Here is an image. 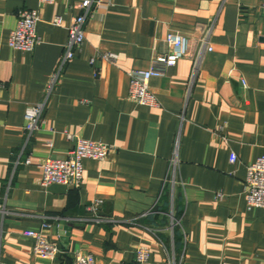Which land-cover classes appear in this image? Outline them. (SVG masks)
Returning a JSON list of instances; mask_svg holds the SVG:
<instances>
[{
  "label": "crops",
  "instance_id": "0c3cea01",
  "mask_svg": "<svg viewBox=\"0 0 264 264\" xmlns=\"http://www.w3.org/2000/svg\"><path fill=\"white\" fill-rule=\"evenodd\" d=\"M81 1L0 0V264H74L77 252L136 264L139 245L150 252L144 264H264V207H248L244 193L247 165L264 154V0L92 5L83 45L27 135L25 108L41 100ZM33 8L41 42L10 48L18 12ZM169 31L186 34L191 51L210 32L192 81L189 57L154 65ZM152 66L162 70L149 80L158 105H141L128 97V72ZM67 133L112 150L83 159L79 186L43 185V161L74 146ZM95 200L99 222L88 209ZM43 223L61 250L55 259L36 256L23 235Z\"/></svg>",
  "mask_w": 264,
  "mask_h": 264
},
{
  "label": "built area",
  "instance_id": "2783aa9c",
  "mask_svg": "<svg viewBox=\"0 0 264 264\" xmlns=\"http://www.w3.org/2000/svg\"><path fill=\"white\" fill-rule=\"evenodd\" d=\"M54 0H38L39 5L49 4ZM110 0H82L79 6L83 12L75 16L67 27L68 37L64 46V52L59 60L57 67L51 72L44 87V94L40 101L35 104L27 105L24 111L25 126L27 135H31L39 127V122L48 100L57 86L61 77L64 65L75 58L77 52L81 49L84 42V24L90 13V8L94 6H107ZM264 9V3L262 4ZM40 20L38 9H22L18 12V19L14 29L10 32L8 45L10 48L21 51H31L41 42V37L36 32L37 23ZM52 23L57 26L64 25V20L56 16ZM164 43L169 51L157 54L153 61L163 67L174 65L177 59L189 57L192 59V68L190 81H192L200 72L204 56L212 50L210 44V32H206L199 40L198 46L191 51L190 40L186 34L178 31H169L165 35ZM105 58H113L115 54L104 53ZM234 68L228 70V76H231ZM162 73L157 67L148 69H132L128 72L129 87L128 97L141 105L157 106L158 101L150 89L149 80L153 76ZM68 140L74 142L73 148L66 157H48L41 164L42 174L40 181L43 185L59 183L71 187L80 185L83 178V159L91 158L104 160L107 154L112 150V146L98 141L82 138L76 134L67 133ZM236 155L231 153L229 161L235 162ZM172 182L175 181L172 176ZM244 193L248 207H264V154L255 161L247 165L246 177L244 183ZM220 197V194H218ZM100 200H95L88 207L95 217L96 221L104 220L96 214V206ZM0 208H2L0 204ZM47 223H43L41 228H27L23 235L33 239V253L36 256L48 259H55L61 252L58 245L50 241L43 234V229ZM149 249L147 246L139 245L134 250L136 264H144L149 258ZM74 264H94V258L91 254L77 252L74 257Z\"/></svg>",
  "mask_w": 264,
  "mask_h": 264
},
{
  "label": "trees",
  "instance_id": "16d2710c",
  "mask_svg": "<svg viewBox=\"0 0 264 264\" xmlns=\"http://www.w3.org/2000/svg\"><path fill=\"white\" fill-rule=\"evenodd\" d=\"M166 206H163L162 208H165Z\"/></svg>",
  "mask_w": 264,
  "mask_h": 264
}]
</instances>
